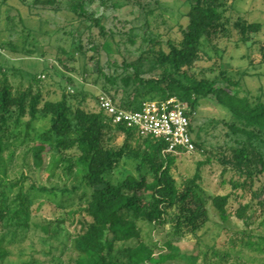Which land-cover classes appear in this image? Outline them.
Returning <instances> with one entry per match:
<instances>
[{
    "label": "rangeland",
    "instance_id": "rangeland-1",
    "mask_svg": "<svg viewBox=\"0 0 264 264\" xmlns=\"http://www.w3.org/2000/svg\"><path fill=\"white\" fill-rule=\"evenodd\" d=\"M193 1L84 0L86 15L77 16L70 0H0V78L7 75L14 88L32 86L42 92L44 100L66 96L73 102L77 95L76 102L90 110L100 108L102 94L114 97L117 105L126 103L132 99L134 84L123 60L136 61L145 78L160 76L162 68L156 65L152 50H168V40L181 39V26L188 22L184 14ZM228 3L229 33L202 41L203 59L192 72L213 76L226 70L241 80L245 90L264 96V0ZM21 11L31 30H22ZM90 16L101 18L106 33ZM240 16L262 23L249 40L241 39L234 26ZM210 65L216 71L203 73L201 66ZM194 108L190 119L196 150L179 154L172 171L183 185H189L199 171L195 203L207 210L206 221L196 232L186 226L178 228L172 209L157 229L142 224V238L153 245L155 258L178 254L162 264H264V206L259 204L264 199V172L256 169L245 189L232 182L246 177L237 173L236 147L250 144L254 158L264 159V128L255 127L257 135L251 140L235 132L231 124L241 121L215 97L202 98ZM50 124V115L40 112L27 134L23 122L16 130L17 145L4 153L0 214L6 215L0 221V244L8 254L0 257V264H78L72 239L88 219L83 207L91 199L92 188L81 184L83 166L74 150L50 151L47 165L35 166L31 147L39 136L47 137ZM123 140L119 134L111 143L119 148ZM137 162L125 155L107 175L117 181L127 173L136 174ZM230 192V217L223 221L213 197ZM241 205H248L243 217L236 213ZM8 217L12 219L7 221ZM256 242H263L262 250ZM113 258L125 261L116 251ZM144 264L157 263L148 260Z\"/></svg>",
    "mask_w": 264,
    "mask_h": 264
},
{
    "label": "trees",
    "instance_id": "trees-1",
    "mask_svg": "<svg viewBox=\"0 0 264 264\" xmlns=\"http://www.w3.org/2000/svg\"><path fill=\"white\" fill-rule=\"evenodd\" d=\"M70 1L77 16L86 15L82 12L84 0ZM228 10V0H194L184 14L188 22L181 26V39L168 40V50H152L156 65L162 68L160 76L145 78L136 61L124 59V66L131 70L134 88L132 99L119 105L139 109L145 100H166L174 96L186 103V114L191 118L194 107L202 98L215 97L241 121L240 125L231 124L235 132L247 135L250 140L256 136L254 128H264L263 94L245 90L241 80L230 76L226 70H220L213 76H197L192 72L203 59L202 41H212L229 33ZM22 14L21 11L19 20L23 24L22 30H31ZM90 19L102 33H106L101 18L90 16ZM261 24L260 21L248 22L241 16L234 22L244 40H249L252 33L258 32ZM68 33L73 37V30ZM212 65L201 66L204 68L202 72L216 71ZM2 67L0 64V69ZM110 80L114 81L113 78ZM77 98L75 95L73 102H69L66 96L60 100H44L42 92L35 91L32 86L14 88L7 75L0 78V172L3 171L5 151L17 145L14 144L19 137L16 130L25 122L26 133L29 134L32 121L44 112L50 115L51 124L45 132L47 137L39 136L41 139L33 142L31 147L35 166H46V154L50 151L64 154L74 150L79 153L83 166L81 184L92 188L91 199L83 207L88 219L82 221V231L72 239V246L78 253V264H144L148 260L162 264L177 258L178 254L174 253L155 258L153 245L142 238V224L157 229L174 209L172 217L177 220L176 226H186L196 232L207 218V210L195 203L199 171L189 185L179 183L172 171L179 154L165 152L164 140L152 135L141 136L135 127L114 123L104 110H90L77 103ZM190 129L193 130L192 123ZM119 134L124 135V140L116 148L112 143ZM132 141H135V146ZM194 142L197 147L195 139ZM250 146L244 143L234 149L237 173L240 178L246 176L241 181H232L236 188L245 189L248 180L253 181L256 169L259 173L264 172L263 157L255 159ZM125 155L138 160L137 172L127 173L113 181L107 173ZM232 194L218 193L213 197V204L223 221L229 220ZM259 204L264 206V199ZM247 207L241 205L237 215L243 217ZM5 215L0 214V221L5 219ZM11 219L8 217L7 221ZM262 243H255L257 249L262 250ZM168 246L171 247L170 241ZM114 251L123 254L125 261L114 260ZM7 254L8 251L0 244V257Z\"/></svg>",
    "mask_w": 264,
    "mask_h": 264
},
{
    "label": "built area",
    "instance_id": "built-area-1",
    "mask_svg": "<svg viewBox=\"0 0 264 264\" xmlns=\"http://www.w3.org/2000/svg\"><path fill=\"white\" fill-rule=\"evenodd\" d=\"M99 104L114 123L135 127L141 136L164 140L165 152L189 154L196 150L187 105L174 96L166 100L148 99L139 109H128L117 105L108 94H102Z\"/></svg>",
    "mask_w": 264,
    "mask_h": 264
}]
</instances>
